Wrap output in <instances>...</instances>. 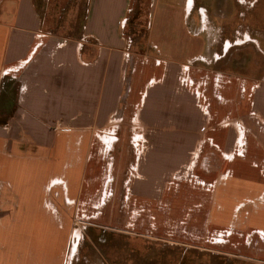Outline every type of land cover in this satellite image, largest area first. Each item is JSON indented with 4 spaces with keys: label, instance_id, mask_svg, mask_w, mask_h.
I'll use <instances>...</instances> for the list:
<instances>
[{
    "label": "rangeland",
    "instance_id": "374dc122",
    "mask_svg": "<svg viewBox=\"0 0 264 264\" xmlns=\"http://www.w3.org/2000/svg\"><path fill=\"white\" fill-rule=\"evenodd\" d=\"M38 2L46 23H53L62 35L58 40L66 36L75 40L88 0ZM98 5L110 24L120 16L127 19L125 27L122 20L118 22L132 57L121 61L122 106L119 112H104L100 117L91 112L88 121L74 125L62 119L52 125L56 132L71 127L76 135L88 133L93 162L85 174L82 195L67 212L59 213L62 221L58 220L56 242L53 238L36 243L29 252V246L23 245L20 260L24 264H264V234L236 226V214L231 223L225 211L217 213L225 207V169L219 163L225 150L213 148L208 139L211 132L223 138V129L237 131L242 125V116L224 112L223 94L228 80L236 79L239 91L242 80L256 84L259 64L262 67L257 41L264 50V0H99ZM187 35L199 42L204 60L189 57L196 54L195 49L188 52L178 63L172 92L190 99L198 112H180L174 123L194 127L197 140L186 150L184 164L168 173L164 170L159 181H150L149 172L162 166L147 160L160 132L167 129L161 121L166 112H124L129 63L149 57L148 50L156 55L153 48L166 51L182 45ZM157 57L166 68V58ZM159 81L156 78L154 84ZM16 91L12 84L10 98H15ZM213 99L218 101L214 107ZM204 108L209 112H203ZM10 114L0 112V118ZM78 118L77 114L73 120ZM169 128L174 129L172 122ZM194 165L199 176L193 174ZM145 183H152V196L137 190ZM182 185L200 195H183L177 191ZM260 204L255 201L253 206Z\"/></svg>",
    "mask_w": 264,
    "mask_h": 264
},
{
    "label": "crops",
    "instance_id": "0c3cea01",
    "mask_svg": "<svg viewBox=\"0 0 264 264\" xmlns=\"http://www.w3.org/2000/svg\"><path fill=\"white\" fill-rule=\"evenodd\" d=\"M98 2L88 0L76 39L66 36L60 41L62 35L53 23H46L41 2L0 0V112H12L0 118V264H24L19 257L23 245L29 246V252L36 243L51 242L53 238L56 242L58 220L62 221L59 213L67 212L73 200L82 195L93 158L88 131L76 135L71 127H64L56 132L54 122L62 119L74 125L88 121L91 112L100 117L104 112H119L122 106L121 61H131L132 57L118 22L122 20L125 27L127 19L120 16L110 24ZM184 39L182 45L166 51L153 48L156 55L148 50L149 57L129 63L124 112H166L161 121L167 123V129L160 132L147 160L150 165L161 162L162 166L149 172L150 181H159L164 170L168 173L184 164L186 150L193 148L197 140L194 127H175L174 123L180 112H198L190 99L172 92L178 63L186 59L188 52L195 49L192 53L196 54L189 57L204 60L199 42L190 35ZM257 44L262 67L258 62L256 84L242 80L239 91L236 79L228 80L223 94L224 112L242 116V125L237 131L223 129V138L211 132L208 139L213 148L225 150L219 160L225 169V207L219 206L223 209L217 213L225 211L231 223L237 215L236 226L264 234V50L259 41ZM158 54L166 58V68ZM156 78L161 82L154 84ZM12 84L17 87L14 99L10 98ZM196 95L200 98L198 89ZM217 103L211 101L213 107ZM203 112L209 110L204 108ZM77 114L79 118L73 120ZM171 122L173 130L169 128ZM102 140L104 145L106 141ZM198 169L194 165V175L199 176ZM137 190L145 193L143 196H152V183ZM177 191L200 195L183 185ZM255 201L261 204L254 207ZM45 246L49 250V243Z\"/></svg>",
    "mask_w": 264,
    "mask_h": 264
}]
</instances>
